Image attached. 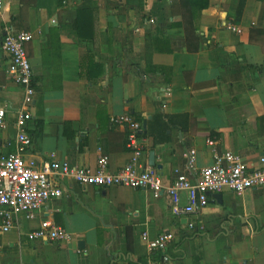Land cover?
Here are the masks:
<instances>
[{
	"label": "crops",
	"instance_id": "1",
	"mask_svg": "<svg viewBox=\"0 0 264 264\" xmlns=\"http://www.w3.org/2000/svg\"><path fill=\"white\" fill-rule=\"evenodd\" d=\"M89 1L92 12L81 13L78 26L83 0H3L0 36L6 29L32 35L25 48L36 94L26 132L37 165L94 168L105 156L108 169L119 170L131 159L127 130L110 119L131 115L146 124L141 163L150 166L153 152L151 167L165 183L174 169L185 170L189 151L197 170L213 163V149L264 169V0H246L239 18V0H209L195 14L185 11L184 0ZM185 17L195 28L189 36ZM22 96L0 48L7 123L0 155L15 151ZM61 184L63 195L47 200L34 219L20 217L0 233V264H264V187L212 194L197 216L184 218L173 215L165 193ZM43 221L71 240L30 239ZM144 233L151 239L170 233L173 240L164 252L148 251ZM161 255L169 260L159 262Z\"/></svg>",
	"mask_w": 264,
	"mask_h": 264
},
{
	"label": "built area",
	"instance_id": "2",
	"mask_svg": "<svg viewBox=\"0 0 264 264\" xmlns=\"http://www.w3.org/2000/svg\"><path fill=\"white\" fill-rule=\"evenodd\" d=\"M4 10L3 0H0V14ZM226 28L240 34L239 29L231 25ZM32 40L27 32H14L6 29L0 36V48L6 54L12 65V79L22 88V105L16 111L14 126L16 134L15 151L0 155V233L13 229L20 217L32 220L36 212L49 199L63 195L64 180H71L82 187H126L135 190H149L154 195L165 193L171 202V211L175 217H195L208 204L209 196L229 190L241 194L252 188L264 187V169H252L241 157L232 152L217 153L213 149V163L197 170L195 152L187 153V163L184 171L174 169L170 183H165L158 171L151 166H144L141 157L144 153L147 139L143 134V124L131 115H119L110 119L116 126L127 130L126 148L131 153L130 161L115 172L108 169V158L98 156L94 168L73 167L68 162L55 160L45 161L37 165L28 154L31 138L26 132L27 124L32 119L29 107L35 97L31 66L26 54V44ZM7 126L5 110L0 109V130ZM208 146L213 147L211 140ZM261 164L264 158L260 159ZM188 172L194 173V179L188 177ZM181 193L185 194V203L181 204ZM187 226L194 227L193 222ZM32 240L50 242H67L72 236L51 222L43 221L39 227L28 234ZM148 251H166L173 240L170 233L149 238L146 233L141 236ZM169 258L163 255L162 262Z\"/></svg>",
	"mask_w": 264,
	"mask_h": 264
},
{
	"label": "trees",
	"instance_id": "3",
	"mask_svg": "<svg viewBox=\"0 0 264 264\" xmlns=\"http://www.w3.org/2000/svg\"><path fill=\"white\" fill-rule=\"evenodd\" d=\"M245 1L246 0H239L238 7H237V14H236V17H238V18L242 14ZM208 4H209V0H184L183 7L185 8V11L187 13L188 12H191V14H193V13L195 14L197 12L199 13L202 10L207 9L208 8ZM92 9L93 8H92V5H91V2L89 0H83V3L80 5L79 10L77 11V13H78V20H76V21L78 23V26H79V23L81 22V15L80 14L81 13H91L92 12ZM188 20H189V18L188 17H185L183 19V23L181 24V26H183L184 28H186V30L188 29V36H189V33H190L189 30H191L192 33H194L195 28L194 27L192 28L191 23H190L191 21L190 20L188 21ZM76 27L77 26H75V28ZM153 120L154 121H159L160 122V125H162V127H167L166 125H168V123H166L164 121L163 116H156V117L153 118ZM148 131H149V133L150 132L152 133L150 126L148 128ZM153 139H154V141H157V139H155V136H153ZM162 258H163L162 255L159 256V260L158 261L159 262H162Z\"/></svg>",
	"mask_w": 264,
	"mask_h": 264
},
{
	"label": "water",
	"instance_id": "4",
	"mask_svg": "<svg viewBox=\"0 0 264 264\" xmlns=\"http://www.w3.org/2000/svg\"><path fill=\"white\" fill-rule=\"evenodd\" d=\"M145 128H146V124H145V122H143V129H144V132H145ZM149 165H150V166H154V153H153V152H151V153L149 154ZM215 199H217V200L220 201L221 196L216 194V195H215Z\"/></svg>",
	"mask_w": 264,
	"mask_h": 264
}]
</instances>
